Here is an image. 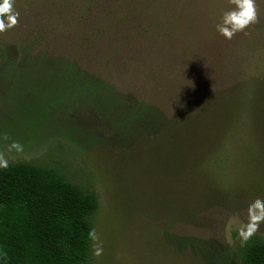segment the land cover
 Returning <instances> with one entry per match:
<instances>
[{"label": "rangeland", "instance_id": "rangeland-1", "mask_svg": "<svg viewBox=\"0 0 264 264\" xmlns=\"http://www.w3.org/2000/svg\"><path fill=\"white\" fill-rule=\"evenodd\" d=\"M256 6L257 22L229 40L215 25L230 0H13L17 23L0 32V154L97 195L84 264H243L238 230L264 200V0ZM61 65L161 118L198 116L209 133L191 141L200 158L214 143L202 159L220 203L176 199L145 131L117 132L122 106L78 89Z\"/></svg>", "mask_w": 264, "mask_h": 264}, {"label": "trees", "instance_id": "trees-1", "mask_svg": "<svg viewBox=\"0 0 264 264\" xmlns=\"http://www.w3.org/2000/svg\"><path fill=\"white\" fill-rule=\"evenodd\" d=\"M62 65L61 73L72 75L75 81L77 76L80 78L78 89L97 90L103 94L98 101L110 103L107 107L115 112L118 105L122 106L117 132L139 138L145 131L146 147L159 154L176 199L187 205V201L220 203L223 193L213 187L202 159L212 151L214 143L208 142L201 149L200 158L196 142L191 141L194 133H209L208 126L197 121L198 116L161 118L154 106L133 105L127 96L123 100L113 96L108 91L113 84L104 80L90 83L80 77L79 70ZM45 66L51 70L48 64ZM105 95L113 96L112 100ZM98 206L95 193L68 180L58 168L27 161L9 162L7 168H0V264H84L92 252L89 232L94 229L92 217ZM241 251L243 264H264L262 236L254 234Z\"/></svg>", "mask_w": 264, "mask_h": 264}, {"label": "clouds", "instance_id": "clouds-1", "mask_svg": "<svg viewBox=\"0 0 264 264\" xmlns=\"http://www.w3.org/2000/svg\"><path fill=\"white\" fill-rule=\"evenodd\" d=\"M234 7L221 13L219 22L215 25L217 32L226 39H231L236 33L243 32L249 25L257 22L258 11L256 0H230ZM19 13L13 9V0H0V32L14 27L17 23ZM22 150L21 145L13 142L8 146V150ZM9 161L3 154H0V168H7ZM248 222L240 227L238 236L243 246L250 238L256 234L260 223L264 221V200L255 199L248 205ZM89 237L95 241L97 239L95 230L89 232ZM102 249L95 247L94 254L99 256Z\"/></svg>", "mask_w": 264, "mask_h": 264}]
</instances>
